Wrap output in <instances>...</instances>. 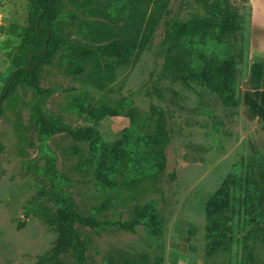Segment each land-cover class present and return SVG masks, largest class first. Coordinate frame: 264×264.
I'll return each mask as SVG.
<instances>
[{"label": "rangeland", "instance_id": "rangeland-1", "mask_svg": "<svg viewBox=\"0 0 264 264\" xmlns=\"http://www.w3.org/2000/svg\"><path fill=\"white\" fill-rule=\"evenodd\" d=\"M224 5L241 18V29L227 42L240 56L236 108L164 71L158 54L166 22L204 17ZM56 9L59 47L37 66V84L50 90L45 108L57 122L93 128L96 140L75 142L65 133L41 138L31 111L38 96L25 85L3 100L0 264H35L53 247L56 231L47 213L54 209L43 175L48 157L77 209L107 222L98 231L79 228L87 264H264V231L246 226L245 206L248 180L264 192V29L259 27L264 0H58ZM0 12L9 20V27L0 29L1 94L15 70L7 56L27 25L28 2L0 0ZM131 38L147 43L129 61L99 50ZM170 54L190 66L196 51L173 41ZM160 125L168 141L158 175L139 159L129 164L139 171L110 174L112 161L122 155L115 150L118 142L125 151H140ZM147 152L154 155L156 143ZM221 188L225 205L209 216L207 205ZM146 205L152 206L155 224L148 217L134 233L114 224L131 220ZM254 210L264 212V201ZM216 225L229 236L218 246ZM62 259L72 264L69 255Z\"/></svg>", "mask_w": 264, "mask_h": 264}, {"label": "trees", "instance_id": "trees-1", "mask_svg": "<svg viewBox=\"0 0 264 264\" xmlns=\"http://www.w3.org/2000/svg\"><path fill=\"white\" fill-rule=\"evenodd\" d=\"M27 2V25L23 35L19 38V44L14 48V53L7 56L9 64L15 70L0 94V114L3 100L13 94L17 85H25L38 96V100L31 106V111L41 138L46 139L53 134L65 133L75 142H87L93 145L96 140L94 129H72L64 123L57 122L45 108V99L51 93L50 90L41 89L37 84V66L47 62L59 47L54 30L58 0H27ZM240 29L241 18L227 5L222 8L215 7L207 16L190 21L166 22L164 40L158 50L159 56L164 58L163 70L177 73L178 79L182 82L191 81L206 88L217 95L223 106L236 108L239 105V97L235 96V78L240 56H238L239 53H236L237 56H235V51L229 49L227 42L230 36ZM173 41L180 49L185 50L191 46L196 51V56L192 58L190 66L171 58ZM146 43V40L137 38L120 39L101 46L99 50L104 56L114 57L124 62L131 59L133 52L142 50ZM218 46L223 49L222 53L215 48ZM211 48V54H206V51ZM167 141L168 137L160 125L156 131V137L142 141L143 147L140 151L136 149L125 151L123 150V141L118 142L115 150L122 151V155H117L112 161L110 174L123 175L128 172L129 168L130 171H139L140 166L138 168V166H129V164L134 160H140L146 164L148 169L156 168V175H158L164 165L163 147ZM155 143L156 152L154 155H150L147 148ZM1 152L2 144L0 142ZM43 175L49 183L47 201L54 209V212L47 213L48 223L55 229L56 239L49 254L39 257L35 264H66L62 259L66 255L71 257L72 264H87L86 246L79 233V228L98 231L103 229L107 222L98 221L95 216L77 209L71 195L62 187L59 173L55 169V160L52 157H48L46 160ZM247 188L245 206L250 217L246 226L254 225L251 231L262 232L264 231V226H262L264 225V212H258L254 208L264 201V192L257 182L251 179L247 182ZM225 199V189L221 188L207 205L208 215H217L223 209ZM152 214V206L146 205L131 220L116 221L114 224L122 231L134 233L135 228L145 223L148 217L155 224ZM213 234L214 246L228 241V232L220 225H216Z\"/></svg>", "mask_w": 264, "mask_h": 264}, {"label": "built area", "instance_id": "built-area-1", "mask_svg": "<svg viewBox=\"0 0 264 264\" xmlns=\"http://www.w3.org/2000/svg\"><path fill=\"white\" fill-rule=\"evenodd\" d=\"M9 27V20L5 18L0 12V29Z\"/></svg>", "mask_w": 264, "mask_h": 264}, {"label": "crops", "instance_id": "crops-1", "mask_svg": "<svg viewBox=\"0 0 264 264\" xmlns=\"http://www.w3.org/2000/svg\"><path fill=\"white\" fill-rule=\"evenodd\" d=\"M256 19V18H255ZM262 19H264V18H262ZM259 20H260V18H259ZM257 22H259V21H256L255 20V23H257ZM259 27H263L262 29H264V25H260Z\"/></svg>", "mask_w": 264, "mask_h": 264}]
</instances>
